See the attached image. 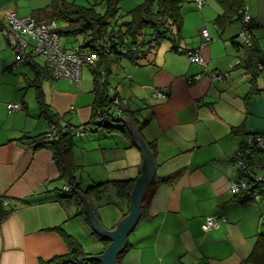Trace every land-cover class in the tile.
<instances>
[{"label":"crops","instance_id":"0c3cea01","mask_svg":"<svg viewBox=\"0 0 264 264\" xmlns=\"http://www.w3.org/2000/svg\"><path fill=\"white\" fill-rule=\"evenodd\" d=\"M49 6L50 0H0V30L10 13L46 22ZM243 6L263 62L256 74L248 68L249 50L238 46L241 21L224 0H204L201 9L191 0L182 8L179 30L163 35L142 60L133 64L121 59L112 69L110 91L123 109L138 111L137 125L127 119L154 160V175L142 199L143 217L127 236L118 264H247L264 234V199L242 203L230 190L239 178L234 157L242 135L264 137V0H243ZM203 28L209 34L201 49L204 69L176 51L198 48ZM65 37L77 43L62 44L66 49L80 47L81 37ZM14 60L0 33V264H43L67 253V237L85 253L100 255L103 243L97 236H102L86 223L79 194L63 190L67 185L52 147L34 144L49 128L30 85L44 63L34 55L25 64L14 66ZM212 71L222 73L223 80L209 81L206 72ZM196 75L198 80L187 81ZM41 90L60 126L75 128L90 120L93 76L88 65L76 85L47 78ZM157 92L161 95L154 96ZM11 103H19L21 110L9 113ZM122 120L126 118L117 126L128 130ZM71 157L80 193L106 181L135 182L142 162L135 144L102 129L73 138ZM262 157L264 162V153ZM254 172L264 177V168ZM87 202L107 231L129 211L112 188L98 201ZM207 217H216L218 226L206 230Z\"/></svg>","mask_w":264,"mask_h":264},{"label":"trees","instance_id":"16d2710c","mask_svg":"<svg viewBox=\"0 0 264 264\" xmlns=\"http://www.w3.org/2000/svg\"><path fill=\"white\" fill-rule=\"evenodd\" d=\"M120 1L105 0V11L98 13L94 6L87 7L73 2L68 3L64 0H50V6L44 12L48 14L49 19L43 23H55L59 41L61 35L81 37L82 43L79 49L88 51L93 60L92 64H87L93 76L91 118L86 124L80 125L85 128V133L89 132L90 129H102L106 134H120L134 145L128 130L117 126V123H120L123 116L133 120L137 125L136 112L138 111H133L129 108L123 109L118 103L117 96L111 93L108 80L112 75V69L121 59H125L133 64L142 60L151 50L156 48L158 41L163 35L172 32L174 27L179 30L182 25V8L184 4L189 3L191 0H143L140 4L129 10L124 17L123 15L118 17ZM224 4L229 9H233L238 20L241 21L240 10L243 7V0H224ZM122 17L123 19L119 20ZM36 22L42 23L37 20ZM251 24L250 20L247 28L250 45H243V47L249 50L250 61L248 68L256 74L258 64H262L263 62L251 36ZM62 25L63 27H60ZM202 42L203 39L199 46ZM60 45L62 44L60 43ZM238 46L241 45L238 44ZM198 48L184 50L195 51ZM182 55L186 57L185 54ZM37 73L40 77L30 85L35 90V99L41 115L45 117L48 124H53L58 128V136L49 144L43 143L45 134L35 137V142H33L37 147L48 145L52 147L60 179L71 189L68 193L71 196L77 197L81 189L75 178L77 167L73 164L71 149L73 138H75L74 132L80 126L75 128L60 126L57 117L52 114L43 101L41 82L44 79H49V72L45 68H40ZM193 80L194 77H192ZM140 126L142 125L137 126L139 130H141ZM257 136L262 135L243 134L237 152L238 158L244 161L246 167L253 175H257L254 169L264 168L262 157L264 150H260L257 147L255 143ZM247 179L250 180L249 178ZM133 184L134 180L106 181L94 184L86 188L82 193L89 202L98 201L102 195L112 188L116 191V196L119 199H124L129 205ZM255 192L264 199V188L256 186L251 189H244L239 195L236 194L233 197L242 203H249L253 201V194ZM142 217L143 202L141 204L140 218ZM85 221L88 224L86 217ZM97 237L103 243L104 251L110 241L99 236ZM66 243L69 248L66 254L55 256L43 262V264H99L91 259L94 255L85 253L81 245L73 238L67 237ZM127 247L128 245L118 255L117 264L120 256L127 250ZM246 263L264 264V234L258 237Z\"/></svg>","mask_w":264,"mask_h":264},{"label":"built area","instance_id":"2783aa9c","mask_svg":"<svg viewBox=\"0 0 264 264\" xmlns=\"http://www.w3.org/2000/svg\"><path fill=\"white\" fill-rule=\"evenodd\" d=\"M204 0H195L197 9H201ZM241 15V30L239 33L240 45L249 46L250 37L248 33V25L250 23V16L248 10L243 6L240 10ZM0 33L5 40L8 48L14 54V66L19 64H25L29 58L34 55L42 59L45 69L49 72V78L52 81L65 80L72 84H77L80 80V71L84 65L93 63V60L84 49H65L60 45L59 36L56 32V25L54 22L37 23L36 20L31 17H16L10 13L6 17V21L0 30ZM200 35L203 42L199 48L195 51H185L184 49L177 48V52L185 54L189 62L193 65H197L201 68L206 67V62L201 56V49L205 46L209 40V34L207 29L203 28L200 31ZM239 63V62H237ZM206 77L211 82H220L223 80V74L218 72H206ZM200 77L196 75L194 79L198 80ZM192 82V78L187 80ZM154 96H160L159 93H155ZM6 110L9 113L21 110L19 103L7 104ZM85 128L78 127L74 135L80 137L85 134ZM58 136V128L53 124H49L48 131L45 133L43 143L49 144L54 141ZM255 143L260 150H264V137L257 136ZM236 154L234 161L238 167L239 178L230 183V190L233 195H239L244 189H251L252 187H263L264 177L251 174L246 167L244 161L238 158ZM249 178L250 180H248ZM250 182H248V181ZM65 192H69L71 189L68 186L63 187ZM253 201L261 198V196L255 192L253 194ZM218 226V219L216 217H207L204 221V227L206 230L216 228Z\"/></svg>","mask_w":264,"mask_h":264},{"label":"water","instance_id":"95a60500","mask_svg":"<svg viewBox=\"0 0 264 264\" xmlns=\"http://www.w3.org/2000/svg\"><path fill=\"white\" fill-rule=\"evenodd\" d=\"M125 118L126 121H122L130 132L134 144L140 149L142 156V162L138 167L140 174L134 182L130 195L128 214L116 225L114 230L107 231L95 218L85 196L80 192L78 193L84 204L83 212L87 215L91 228L94 232L110 241L100 255L91 258L99 264H117L118 255L123 252L127 245V236L133 231L141 216L140 205L146 188L154 175V160L152 152L145 145L138 130L133 124H131L127 117ZM261 182L264 183V181Z\"/></svg>","mask_w":264,"mask_h":264},{"label":"rangeland","instance_id":"374dc122","mask_svg":"<svg viewBox=\"0 0 264 264\" xmlns=\"http://www.w3.org/2000/svg\"><path fill=\"white\" fill-rule=\"evenodd\" d=\"M89 1L90 3L89 4H93L95 3V9L97 10L98 13H103L105 11V0H87ZM85 2L83 0L84 5H87L88 2ZM143 0H121L120 3H119V13H118V17L122 16L124 17V15L129 11L131 10L132 8H134L135 6H137L138 4H140ZM186 4H184L185 6ZM120 18L119 20H122L123 19ZM80 37H77V40H79ZM60 43L61 44H65V43H70L71 45L73 46H77V43L73 41V38H68V37H65V36H61L60 37ZM54 82V81H52Z\"/></svg>","mask_w":264,"mask_h":264}]
</instances>
